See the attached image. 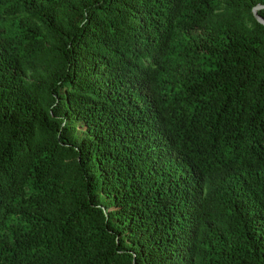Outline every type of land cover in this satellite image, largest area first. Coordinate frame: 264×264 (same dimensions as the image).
Masks as SVG:
<instances>
[{
  "label": "trees",
  "instance_id": "1",
  "mask_svg": "<svg viewBox=\"0 0 264 264\" xmlns=\"http://www.w3.org/2000/svg\"><path fill=\"white\" fill-rule=\"evenodd\" d=\"M257 5L0 0V264H264Z\"/></svg>",
  "mask_w": 264,
  "mask_h": 264
},
{
  "label": "water",
  "instance_id": "2",
  "mask_svg": "<svg viewBox=\"0 0 264 264\" xmlns=\"http://www.w3.org/2000/svg\"><path fill=\"white\" fill-rule=\"evenodd\" d=\"M261 9H264V6L263 5H257L255 6L253 9H252V13H253V16L254 18L256 19V21L258 23H260L261 25L264 26V19L261 18L259 15H258V11L261 10Z\"/></svg>",
  "mask_w": 264,
  "mask_h": 264
}]
</instances>
